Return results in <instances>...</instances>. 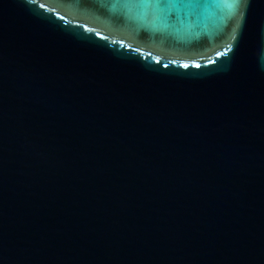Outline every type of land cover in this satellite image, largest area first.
<instances>
[{
    "label": "water",
    "instance_id": "1",
    "mask_svg": "<svg viewBox=\"0 0 264 264\" xmlns=\"http://www.w3.org/2000/svg\"><path fill=\"white\" fill-rule=\"evenodd\" d=\"M0 264H264V0H0Z\"/></svg>",
    "mask_w": 264,
    "mask_h": 264
}]
</instances>
